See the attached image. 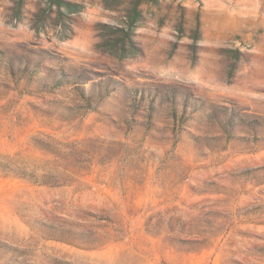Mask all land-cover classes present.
I'll list each match as a JSON object with an SVG mask.
<instances>
[{
  "label": "rangeland",
  "instance_id": "374dc122",
  "mask_svg": "<svg viewBox=\"0 0 264 264\" xmlns=\"http://www.w3.org/2000/svg\"><path fill=\"white\" fill-rule=\"evenodd\" d=\"M0 0V264H264V0Z\"/></svg>",
  "mask_w": 264,
  "mask_h": 264
},
{
  "label": "trees",
  "instance_id": "16d2710c",
  "mask_svg": "<svg viewBox=\"0 0 264 264\" xmlns=\"http://www.w3.org/2000/svg\"><path fill=\"white\" fill-rule=\"evenodd\" d=\"M145 0H137L134 4L132 11L125 17L124 23H135L138 20V17L141 15L139 11V6Z\"/></svg>",
  "mask_w": 264,
  "mask_h": 264
}]
</instances>
